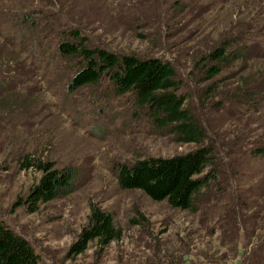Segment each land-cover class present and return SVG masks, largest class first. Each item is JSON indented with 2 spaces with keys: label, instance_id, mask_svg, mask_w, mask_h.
I'll return each mask as SVG.
<instances>
[{
  "label": "rangeland",
  "instance_id": "1",
  "mask_svg": "<svg viewBox=\"0 0 264 264\" xmlns=\"http://www.w3.org/2000/svg\"><path fill=\"white\" fill-rule=\"evenodd\" d=\"M13 1L0 0V9L16 8ZM176 1L56 0L63 24L79 28L95 47L162 57L175 65L185 82L183 93L217 144L220 182L201 194L196 212L153 201L140 190H121L116 178L121 164L184 155L197 146L153 133L146 120L133 118L126 97L107 92V81L71 94L67 79L74 71L67 65L47 74L49 79L39 70L31 82L26 77L23 86L0 88V110L1 103H23L20 113L0 111V218L29 241L46 264H262L247 251L264 237V159L252 160L247 150L264 138V120H257V114L247 119L216 110L213 104L221 96L203 105V84L192 71L197 58L230 32L257 21L264 0H232L217 13H210L204 1L179 0V8ZM25 58L31 63L0 40L1 68L20 69ZM262 68L264 61L252 72ZM248 73L243 75H252ZM236 81L221 82V92L233 94ZM27 162L76 167L80 187L30 213L24 201L42 172L25 167ZM92 206L113 215L122 238L103 253L92 242L84 254L70 259L69 250L87 226Z\"/></svg>",
  "mask_w": 264,
  "mask_h": 264
},
{
  "label": "trees",
  "instance_id": "2",
  "mask_svg": "<svg viewBox=\"0 0 264 264\" xmlns=\"http://www.w3.org/2000/svg\"><path fill=\"white\" fill-rule=\"evenodd\" d=\"M194 1H204L210 13H217L232 0ZM42 3L46 4V9ZM11 4H16V8L0 9V40L13 51L27 55L31 63L25 58L20 69L12 70L1 68L4 66L1 63L0 88L4 91L16 85L23 86L25 78L31 82L39 70L49 79L50 74L63 71L67 65L74 71L67 79L71 94L86 87L97 89L107 81V92L116 98L126 97L135 120H146L156 135H169L176 143L197 146L184 155L145 158L121 164L116 170L119 188L140 190L153 201H167L172 208L196 212L201 194L210 191L213 185L217 187L220 182L219 151L216 142L210 139L208 129L191 107L189 95L183 93L185 82L175 65L162 57H140L95 47L79 28L70 23L63 24V10L56 0H14ZM178 4H181L179 0L175 2L176 6ZM51 8H56V11ZM258 16L259 19L248 23L243 31L230 32L197 58L192 74L203 84L199 91L203 105L221 96V100L213 104L216 110L230 114L232 111L237 118L247 119L257 114L261 117L257 120H264V70L252 72L264 61V12ZM46 55L49 58L43 59ZM36 58H40L38 65H35ZM245 72L252 75L244 76ZM239 74L244 76L243 85H240ZM58 79L59 83L63 82V77ZM226 79L237 80L238 83L237 90L231 95L221 92V82ZM20 102L1 103L4 105L1 110L7 108L9 112L20 113L18 108L23 104ZM260 126L263 128L264 124ZM254 144L256 147L247 150L250 158L264 159V138ZM29 163L24 166H36L42 172L24 201L30 213L37 212L41 204L70 196L80 187L76 167L59 169L50 162ZM262 193L264 199V187ZM121 238L122 230L116 226L113 215L92 206L88 224L67 256L71 259L84 254L92 242H97L99 252L103 253L108 245ZM262 240L247 253L249 257H258L264 264V237ZM0 264L46 263L27 239L0 218Z\"/></svg>",
  "mask_w": 264,
  "mask_h": 264
}]
</instances>
